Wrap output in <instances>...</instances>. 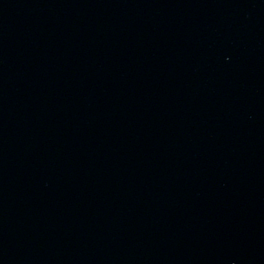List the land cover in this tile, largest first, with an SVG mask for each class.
<instances>
[{"label":"water","instance_id":"obj_1","mask_svg":"<svg viewBox=\"0 0 264 264\" xmlns=\"http://www.w3.org/2000/svg\"><path fill=\"white\" fill-rule=\"evenodd\" d=\"M0 264H264V0H0Z\"/></svg>","mask_w":264,"mask_h":264}]
</instances>
